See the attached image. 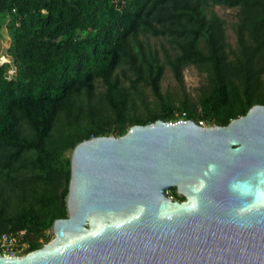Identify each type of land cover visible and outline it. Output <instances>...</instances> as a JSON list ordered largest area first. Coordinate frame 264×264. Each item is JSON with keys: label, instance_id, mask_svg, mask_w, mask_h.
Masks as SVG:
<instances>
[{"label": "trees", "instance_id": "16d2710c", "mask_svg": "<svg viewBox=\"0 0 264 264\" xmlns=\"http://www.w3.org/2000/svg\"><path fill=\"white\" fill-rule=\"evenodd\" d=\"M217 5L235 10L233 44ZM3 28L0 236L24 254L66 216L77 142L156 120L223 126L264 104V0H0ZM187 67L202 74L193 95Z\"/></svg>", "mask_w": 264, "mask_h": 264}, {"label": "water", "instance_id": "95a60500", "mask_svg": "<svg viewBox=\"0 0 264 264\" xmlns=\"http://www.w3.org/2000/svg\"><path fill=\"white\" fill-rule=\"evenodd\" d=\"M68 159L53 238L0 264H264V104L223 126L132 125Z\"/></svg>", "mask_w": 264, "mask_h": 264}, {"label": "rangeland", "instance_id": "374dc122", "mask_svg": "<svg viewBox=\"0 0 264 264\" xmlns=\"http://www.w3.org/2000/svg\"><path fill=\"white\" fill-rule=\"evenodd\" d=\"M214 10L221 16L223 17L226 22H227V35L229 42L231 44L234 43V34L231 30V23L235 19V10L234 9H229L225 8L222 6H215ZM2 36L0 37V51L2 54H4L6 48L9 45L10 39L8 37V34L6 33L5 28L2 29ZM7 60V56L2 57V61ZM202 81V74L198 72V70L194 67H187L184 70V86L187 92L190 94H195L196 88L199 86L200 82ZM162 87L163 90L165 89H170V90H175L178 88L176 82L171 76L170 72H166L163 82H162ZM205 125V124H204ZM53 237V236H52Z\"/></svg>", "mask_w": 264, "mask_h": 264}, {"label": "built area", "instance_id": "2783aa9c", "mask_svg": "<svg viewBox=\"0 0 264 264\" xmlns=\"http://www.w3.org/2000/svg\"><path fill=\"white\" fill-rule=\"evenodd\" d=\"M3 57V56H2ZM199 125L205 126L202 121ZM22 234V231L20 232ZM23 247L19 246L18 237L12 234L4 233L0 236V255L4 256H21Z\"/></svg>", "mask_w": 264, "mask_h": 264}, {"label": "flooded vegetation", "instance_id": "af4514ba", "mask_svg": "<svg viewBox=\"0 0 264 264\" xmlns=\"http://www.w3.org/2000/svg\"><path fill=\"white\" fill-rule=\"evenodd\" d=\"M175 200V199H174ZM180 201H182V200H180Z\"/></svg>", "mask_w": 264, "mask_h": 264}]
</instances>
